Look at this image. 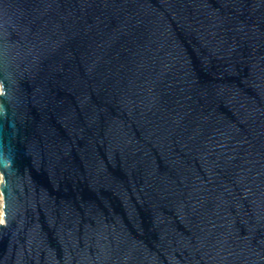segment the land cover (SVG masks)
<instances>
[{
  "label": "water",
  "instance_id": "obj_1",
  "mask_svg": "<svg viewBox=\"0 0 264 264\" xmlns=\"http://www.w3.org/2000/svg\"><path fill=\"white\" fill-rule=\"evenodd\" d=\"M0 264H264V0H0Z\"/></svg>",
  "mask_w": 264,
  "mask_h": 264
},
{
  "label": "built area",
  "instance_id": "obj_2",
  "mask_svg": "<svg viewBox=\"0 0 264 264\" xmlns=\"http://www.w3.org/2000/svg\"><path fill=\"white\" fill-rule=\"evenodd\" d=\"M2 181V175L0 173V183ZM0 211H1V214H2V193H1V190H0Z\"/></svg>",
  "mask_w": 264,
  "mask_h": 264
},
{
  "label": "rangeland",
  "instance_id": "obj_3",
  "mask_svg": "<svg viewBox=\"0 0 264 264\" xmlns=\"http://www.w3.org/2000/svg\"><path fill=\"white\" fill-rule=\"evenodd\" d=\"M1 218H2V214H1V211H0V220H1Z\"/></svg>",
  "mask_w": 264,
  "mask_h": 264
},
{
  "label": "bare ground",
  "instance_id": "obj_4",
  "mask_svg": "<svg viewBox=\"0 0 264 264\" xmlns=\"http://www.w3.org/2000/svg\"><path fill=\"white\" fill-rule=\"evenodd\" d=\"M2 221V218H1V220H0V222Z\"/></svg>",
  "mask_w": 264,
  "mask_h": 264
}]
</instances>
